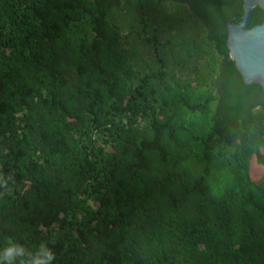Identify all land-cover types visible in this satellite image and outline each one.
<instances>
[{
  "label": "trees",
  "instance_id": "obj_1",
  "mask_svg": "<svg viewBox=\"0 0 264 264\" xmlns=\"http://www.w3.org/2000/svg\"><path fill=\"white\" fill-rule=\"evenodd\" d=\"M237 13L0 0V264H264V92L227 52Z\"/></svg>",
  "mask_w": 264,
  "mask_h": 264
},
{
  "label": "water",
  "instance_id": "obj_2",
  "mask_svg": "<svg viewBox=\"0 0 264 264\" xmlns=\"http://www.w3.org/2000/svg\"><path fill=\"white\" fill-rule=\"evenodd\" d=\"M263 12L262 22L249 26L253 9ZM239 20L226 19V47L245 84L256 83L264 92V0H242Z\"/></svg>",
  "mask_w": 264,
  "mask_h": 264
},
{
  "label": "rangeland",
  "instance_id": "obj_3",
  "mask_svg": "<svg viewBox=\"0 0 264 264\" xmlns=\"http://www.w3.org/2000/svg\"><path fill=\"white\" fill-rule=\"evenodd\" d=\"M258 172H260L259 168L256 166H252L250 174L254 175L255 177H258Z\"/></svg>",
  "mask_w": 264,
  "mask_h": 264
},
{
  "label": "flooded vegetation",
  "instance_id": "obj_4",
  "mask_svg": "<svg viewBox=\"0 0 264 264\" xmlns=\"http://www.w3.org/2000/svg\"><path fill=\"white\" fill-rule=\"evenodd\" d=\"M233 22H237V21H233Z\"/></svg>",
  "mask_w": 264,
  "mask_h": 264
}]
</instances>
